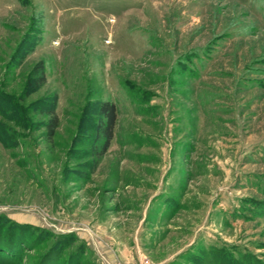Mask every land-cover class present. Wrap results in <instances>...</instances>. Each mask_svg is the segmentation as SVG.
Wrapping results in <instances>:
<instances>
[{
    "label": "rangeland",
    "instance_id": "rangeland-1",
    "mask_svg": "<svg viewBox=\"0 0 264 264\" xmlns=\"http://www.w3.org/2000/svg\"><path fill=\"white\" fill-rule=\"evenodd\" d=\"M142 259L264 264V0H0V264Z\"/></svg>",
    "mask_w": 264,
    "mask_h": 264
},
{
    "label": "trees",
    "instance_id": "trees-1",
    "mask_svg": "<svg viewBox=\"0 0 264 264\" xmlns=\"http://www.w3.org/2000/svg\"><path fill=\"white\" fill-rule=\"evenodd\" d=\"M35 74L38 75L37 78H34ZM44 80L45 76L42 64L38 63L31 69L27 85H32L36 83L40 86L44 83ZM53 106L54 105H51L50 107L49 114H51V118L47 123L48 135H50V137L54 136L56 130L55 128L58 125V116L54 114ZM98 113L100 115V120L97 125L96 135L97 139L100 140L101 144L97 153L99 156H101L105 154L109 149V146L111 144L110 141L112 140L114 135V126L117 120L116 105L109 100L101 102L98 108Z\"/></svg>",
    "mask_w": 264,
    "mask_h": 264
},
{
    "label": "built area",
    "instance_id": "built-area-1",
    "mask_svg": "<svg viewBox=\"0 0 264 264\" xmlns=\"http://www.w3.org/2000/svg\"><path fill=\"white\" fill-rule=\"evenodd\" d=\"M115 264H124V263L117 261ZM139 264H150V263L146 259H142L140 260Z\"/></svg>",
    "mask_w": 264,
    "mask_h": 264
}]
</instances>
